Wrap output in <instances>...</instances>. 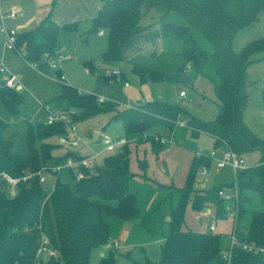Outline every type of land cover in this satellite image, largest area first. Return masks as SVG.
I'll return each mask as SVG.
<instances>
[{"label": "trees", "instance_id": "trees-1", "mask_svg": "<svg viewBox=\"0 0 264 264\" xmlns=\"http://www.w3.org/2000/svg\"><path fill=\"white\" fill-rule=\"evenodd\" d=\"M159 4L176 9L188 24L163 20L159 28L144 25L142 17ZM262 11L264 0H102L97 14L91 19L87 35L100 28L108 30V45L101 54L105 61H129L146 40L163 37L170 43L176 42L179 55L184 59L182 72L190 64L194 74L203 75L214 83L219 109L211 120L197 117L181 104L161 98L120 109L114 103L99 102L94 93H79L78 88L69 83H64L62 91L50 100L57 108L75 110L72 117L76 122L104 110H114V117L122 120L128 138L148 137L155 142L153 136L157 134L149 133L151 129L164 124L173 129L179 119H186L188 126L185 129L191 135L211 134L215 146L224 140L240 154L258 148L264 152V139L257 136L244 120L249 84L247 67L254 54L262 52L264 58V37L248 41L239 51L232 47L235 35L258 21ZM193 26L203 32L213 46L212 51L200 46ZM78 27V21L60 25L49 16L35 27L18 32L17 46L27 61L43 64L45 51H60V34L71 33ZM87 65L93 70L91 62ZM132 71L142 82L172 79L134 61ZM261 94L264 106V85ZM0 97L3 105L17 116L23 96L17 87L6 86L1 73ZM6 128L7 123L0 118V174L32 175L19 183L13 197L7 193L6 181L0 180V264H34L42 233L48 238V246L55 251L49 258H43L42 264H89L91 252L101 250L110 241L111 228L106 215L136 220L141 227L156 231L153 217L161 204L157 201L148 209L139 207V192L130 190V182L136 174L130 169V150L126 145L122 151L104 155L93 168L81 165L80 170L85 174L82 178H77L68 168L75 180L73 185L60 180L57 175L52 189L46 191L45 182H41L37 174L39 170L45 167L49 171L65 164L70 157L82 159L73 152L54 155L53 145L47 141L37 144L39 140L63 133L64 125L60 122H29L26 157L12 152L13 140L5 136ZM144 134L147 135L144 137ZM186 145L192 148L194 144ZM153 149L160 150L155 146ZM203 163L209 164L210 159L193 156L183 186L157 182L160 187H170L178 193L171 200L168 228L166 231L157 229L164 238L157 258L132 259L131 264H264V251L251 252L234 247L228 258L225 254L229 242L224 235L183 229L188 205L195 210L213 205L217 214L222 215L224 200L218 195V189L223 184L207 191H200L195 186ZM237 179L242 214L247 210L244 203L249 199L244 195L245 190L258 192L264 202V155L257 165L239 171ZM114 200L116 203L113 204ZM242 237L264 246V208L252 211L248 232ZM113 253L111 250L104 254L96 264H114Z\"/></svg>", "mask_w": 264, "mask_h": 264}, {"label": "rangeland", "instance_id": "rangeland-1", "mask_svg": "<svg viewBox=\"0 0 264 264\" xmlns=\"http://www.w3.org/2000/svg\"><path fill=\"white\" fill-rule=\"evenodd\" d=\"M144 19L152 23L151 27L153 28L156 27V21L159 19L188 24L186 18L176 9L169 8L164 4L153 7ZM87 29L88 24H80L76 31L65 33L59 37V42L65 46L66 53L72 55V59L64 60L61 64L62 73L66 77L64 80L58 78L57 71L51 68L50 64L44 62L42 65L39 64L36 68H33V65L30 64L31 62H27L19 52L7 49L4 35L2 34V36L0 33V60L20 77V84H22V88L19 90L23 96V101L20 104L21 111L17 116H14L3 105L0 97V118L7 123L4 134L12 138V152L14 154H18L20 157L27 156V124L37 121L45 122L43 111H41L42 105L44 102L53 105L50 99L53 95L62 91L64 83H69L81 89L82 92L104 96V102L114 103L120 109L145 103L146 101L143 100H150L152 97L153 100L159 99L157 92L165 94L161 99H166L167 97L171 101H176V95L179 92L178 88H181L187 92L185 97L180 98L181 105L184 108L205 120L213 119L217 109L214 83L200 74H194L193 82L190 85L181 81V75L187 72L188 69L185 68V72H182L184 59L179 55V46L176 42L170 43L164 40L163 37L157 38V40L154 39V41L146 40L145 49L139 52L135 61L160 71L170 76L173 80L164 78L161 82H142L138 75L132 71V65L129 62L123 61L120 66L115 62L105 61L101 54L107 46L108 37L97 32L87 35ZM192 30L200 46L212 51L213 46L203 32L194 26ZM261 37H264V11L260 13L258 21L251 23L235 35L232 47L235 51H239L248 41ZM262 56V52L254 54L252 57L253 61L247 67L249 84L244 119L251 130L264 139V106L261 94V87L264 85V58ZM87 62L93 64V70H89ZM114 69L122 71L121 79L111 75ZM5 76L4 73L1 74V78H5ZM125 80L129 81L130 87L124 85ZM114 114V110H104L76 122L79 135L88 141L95 151L102 150L104 147L100 137L108 136L113 139L126 137L122 120L114 117ZM184 122V125H179L176 122L174 126L178 125L185 129L188 126V122ZM159 128L157 135L166 137L173 142L169 141L170 143L164 145L156 141L153 142L147 137L144 141L137 142V145L136 142H130L126 146L130 150V168L143 180L132 179L130 190L139 192V207L141 209L148 203L151 195L155 196L151 205H155L158 201L161 206L153 217L154 225L158 231H166L168 228V217L165 216L164 218V215L168 214L171 208V200L178 193L170 187H160L158 183L172 182L176 186H183L186 181L192 150L174 142V135L166 124L160 125ZM95 132L97 135L94 136ZM59 138L60 135H54L45 140H39L37 144L45 141L51 143L53 145V153L56 156L66 154V152L85 154L91 151L87 144L83 142L78 145L68 143L61 145L59 144ZM190 142L196 144V150L203 152L209 151L214 146L213 137L202 132ZM150 144L152 147H150ZM153 146L160 150L164 147V150H154ZM105 153L107 152L103 151L95 161L101 162ZM195 155L197 156V153ZM243 155L246 165L251 167L259 163L264 152L261 148H258L247 151ZM70 159L75 160V158L70 157L66 162ZM142 163H146L147 166L142 167ZM44 174L47 176L46 179H48L43 184L46 191L52 189L53 179L57 175L60 180L70 185H73L75 181L66 166L59 169L57 174L53 169ZM197 179V185H199L198 183H204L207 186L205 188H202V186L197 188L201 189L200 191H207L210 187H216L222 183H233L234 171L229 166L219 171L213 169L207 175L199 174ZM157 181L159 182L157 183ZM244 195L249 199L244 203L247 210L242 214L240 213L237 223V230L241 234H247L248 232L252 211L264 208V202L258 192L245 190ZM112 203H116V200L112 201ZM204 211L194 210L189 205L185 211L182 227L192 230L205 228L206 224H209L210 218L203 213ZM212 213L213 217H215L217 210L213 208ZM162 217L165 220L164 222H162ZM105 218L110 224L112 244L115 240L116 245L114 244L111 248L106 247L104 252L107 255L111 250L114 251L113 254L116 257L114 264H131L132 259L143 261L147 256L154 259L158 257L163 237L157 229L156 231H150L141 227L136 220H125L113 215H106ZM215 220L218 223V230H232L233 220L231 218L218 216ZM123 229H128L129 231L125 237L122 236ZM143 247L144 250L142 249ZM100 257V251L94 249L91 252L89 264H96Z\"/></svg>", "mask_w": 264, "mask_h": 264}, {"label": "built area", "instance_id": "built-area-1", "mask_svg": "<svg viewBox=\"0 0 264 264\" xmlns=\"http://www.w3.org/2000/svg\"><path fill=\"white\" fill-rule=\"evenodd\" d=\"M20 10L17 8H11L8 12L1 14L2 20L4 18H15L19 14ZM0 32H2L5 35V45L10 50H15L17 52H20V49L17 46V37H18V31L14 28H10L5 23L0 24ZM71 55L64 53V52H56L51 53L49 51H45L43 53V59L46 63L50 64L51 68H53L55 71H57L58 78L64 80L66 77L62 73V62L64 60L71 59ZM31 64L36 67L38 64L35 62H31ZM188 69H191L190 64L187 65ZM7 67L3 64V62L0 61V73L6 74ZM121 73L122 71L120 69H114L111 73L112 76H116L118 79H121ZM5 84L6 86L10 88H16L19 84V79L14 74H6L5 78ZM125 86L129 85L128 81L124 82ZM78 92L81 93L82 90L78 89ZM187 92L182 89L179 91V96L183 97L186 96ZM99 102H104L105 98L103 96H98ZM42 111L44 114V120L49 123H62L64 125V132L59 134V143L61 145L64 144H72V145H78L81 142H84V138L79 135L77 128H76V121L73 120L72 114L75 113V110H63L61 108H57L50 104H43ZM180 125H184V121H178ZM146 135H144L145 137ZM147 138V137H145ZM153 139L156 142H159L161 144H166L170 140L166 137L154 135ZM101 142L104 144V147L102 150L95 151L92 150V153L90 155H86L85 157H82L80 160H69L65 164H60L57 166L52 167L54 171H58L62 167L66 166L70 169H72L76 175L77 178H82L85 176L84 172L80 170V166H86L88 168H93L94 165H96L97 162H95V158L98 157L103 151L107 153H113L119 151L122 147L127 145L129 142V139L127 137L122 138H110L108 136L100 138ZM197 156H203L210 159V163H203L199 168V174L207 175L209 172L213 169L216 171L221 170L224 167H231L234 171V180L233 183H226L223 184L218 189V195L224 200V206L222 210V215L226 216L228 218H231L233 220L232 230L229 234V249L227 250L225 256L228 258L231 257V251L234 247H240L243 250L251 251V252H261L264 251V246L258 244L254 240H249L245 237H242L239 235L237 230V223L240 216V201H241V194L239 189V183L237 179L238 172L248 168L249 166L246 165L245 158L242 154L235 151L226 141L222 140L218 145L214 146L207 152H203L201 150H196ZM47 169L43 167L41 170L37 172V174L40 177L41 182H45L47 179V176H45L44 173H47ZM32 174H27L22 177H14L11 176L8 173H2L0 174V180L6 181V190L10 197H13L18 192V185L21 182V180H26L28 177H30ZM211 230H215V222H212L209 226ZM48 238L45 233L41 234V241L39 244V248L36 253L34 264H42V259L49 258L50 256L54 255L55 251L51 249L48 244Z\"/></svg>", "mask_w": 264, "mask_h": 264}, {"label": "crops", "instance_id": "crops-1", "mask_svg": "<svg viewBox=\"0 0 264 264\" xmlns=\"http://www.w3.org/2000/svg\"><path fill=\"white\" fill-rule=\"evenodd\" d=\"M101 2H102V0H0V24L1 23H5V25H7L8 27L14 28L18 32H20L22 30H26V29H30L32 27H35L41 21H43L45 18L51 16L53 18V20L56 23L60 24V25L65 24V23H68V22H71V21H78L79 22V26H80V24H88V28H89L90 27L89 25H91V19L97 14V12H98V10H99V8L101 6ZM11 8H17V9L20 10V12L17 15V17H15V18H4L2 20L1 14H4V13L8 12ZM150 10H149V12H150ZM149 12L142 17L141 21H142V23L144 25H149L151 27L152 23H149L148 21H146L144 19L149 14ZM156 23H157L156 28L161 27L162 19L157 20ZM96 32L99 33V34L106 35L108 37V35H107L108 30L106 28H100ZM0 33H1V35L3 34L2 32H0ZM63 34H65V33H63ZM63 34H60V36L63 35ZM4 38H5V35H4ZM59 44H60V47H61L60 51L66 53L65 46L62 45L60 42H59ZM107 45H108V42H107ZM144 49H145V44L139 50L134 51L133 54L131 55V59H129V61H127V62H129L130 65H132V61L136 62L135 61V58L137 57V55L139 54V52L143 51ZM155 53H156V51H155ZM67 54H69V53H67ZM20 55H22V53ZM22 57H23V55H22ZM71 59H72V57H71ZM27 62H29V61H27ZM117 64L121 66L122 62H119ZM36 67L33 66V68H36ZM185 68L188 69V66H186ZM131 69H132V67H131ZM191 69H188L187 72H190V74H192V76L194 77V73H193V71ZM7 70H8L7 72H9V73H6V74H14V75L17 76V78L19 79V84H18L17 88L20 87V89H21L22 88V84H20V77L17 74H15L13 71H11L8 67H7ZM61 70H62V68H61ZM171 80H173V79H171ZM125 81H127V80H125ZM158 82H161V81H158ZM192 82H193V80H192ZM127 87H130V83H129V85ZM180 90H182V89L181 88H178V91H180ZM157 93H158L157 95L159 97L160 96L162 97L163 95H165V94H163V92H162V94L159 93V92H157ZM55 95H57V94H55ZM55 95H53V96H55ZM97 97H98V95H97ZM183 97H185V96H183ZM180 98L181 97L179 96V92L176 95V101H171V100H169L166 97V99L169 100V101H171V102H175V103L181 104ZM150 100H153V97ZM150 100H143V101H150ZM139 101H142V100H139ZM43 104H49V103L44 102ZM216 105H217V109H216V112H215L213 118L215 117V115H216V113L218 112V109H219V104H218V101L217 100H216ZM41 111H42V109H41ZM180 121H186V119H179V122ZM159 129L160 128L158 126V127L154 128L153 130L149 131V133L151 132V133L157 134L159 132ZM169 130L172 131V133L174 135V138H175L174 139V142H177V143L181 144L183 147L192 150V155H191L190 161H189V165H190L193 156L196 154V149L197 148H196V144H194L192 148L186 147L187 146L186 144L187 143H191L190 140H192L195 136L191 135L190 131H187L186 129H183V127L178 126V125L176 127L174 126L173 129H170L169 128ZM202 133H206V132H202ZM206 134H208V133H206ZM93 135L95 136V135H97V133L95 132ZM144 135H147V134H144ZM209 135L212 136L211 134H209ZM100 138H102V137H100ZM128 139L130 140L128 143H130V142H136V145H137V142H140L142 140L144 141L145 138L143 139V138H139V137H134V138H128ZM213 139H214V137H213ZM170 142H173V141H170ZM170 142H168V143H170ZM83 143L84 144H87V146L91 149V151L89 153H85V154H83V153L76 154L75 153L76 155H78L80 157H85L86 155H90L92 153V150H93V148L90 146V144H89L88 141H86L84 139V142ZM168 143H166L164 145H167ZM214 146H215V139H214ZM150 147H152L151 144H150ZM122 149H123V147L119 151H122ZM161 150L163 151L164 150V147ZM161 150H159V151H161ZM119 151H117V152H119ZM106 154H108V153H105V155ZM96 158H95V160H96ZM70 160H72V159H70ZM95 162H97V161H95ZM259 163H260V161H259ZM188 169H189V167H188ZM131 171H133V170L131 169ZM134 178L135 179H140L141 181H143L140 178V176H138V174H136L132 179H134ZM157 182H159V181H157ZM197 182H198V179L196 181V187H200V186H202V188L207 187V186H205L204 183H202V184L198 183L199 185H197ZM159 183H161V182H159ZM226 183H228V182H226ZM226 183H222V184H226ZM163 184H166V185L172 184V185L176 186L172 182L171 183H163ZM177 187H180V186H177ZM153 197L155 198V196H152L151 195L150 198H149L148 203L145 204V208L146 209L150 208V206L152 204L151 202H153V199H154ZM213 208L216 209V206L209 205V206L205 207L204 209H202V210H205L203 213L205 215H208V217L210 218V221H209V224L208 225L206 224L205 228L200 229V230H197V231H212V232H215V233H219V234L224 235L227 238V240L229 241L228 237H229V234H230L231 230H228V229L227 230H221V229L218 230V223H217V220H215V219L218 218L219 215L217 214V215H215V217H213V213H212ZM202 210H197V211H200L201 212ZM167 217L169 219V216L168 215H167ZM220 217H224V216L221 215ZM212 222H215V226H216L215 230H211L209 228V226H210V224ZM183 229H187V228L183 226ZM128 232H129L128 229H123V232H122L123 235L122 236L125 237ZM239 235L243 236L245 234L239 233ZM111 238H112V233H111ZM111 238H110L109 243L106 244L101 250H99L101 256H103L105 254V252H104L105 250L104 249L106 247H110L111 248L115 244L116 241L114 240L113 241V244H112ZM162 240H164V238H162ZM142 249L144 250V247Z\"/></svg>", "mask_w": 264, "mask_h": 264}, {"label": "water", "instance_id": "water-1", "mask_svg": "<svg viewBox=\"0 0 264 264\" xmlns=\"http://www.w3.org/2000/svg\"><path fill=\"white\" fill-rule=\"evenodd\" d=\"M180 79H181V81L184 82L185 84L190 85V84L192 83L193 76H192V74L185 72V73H183V74L181 75ZM17 89H20V87H18ZM160 97H161V96H160ZM141 166H142V167H145V166H147V164H146V163H142Z\"/></svg>", "mask_w": 264, "mask_h": 264}]
</instances>
